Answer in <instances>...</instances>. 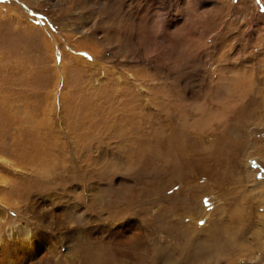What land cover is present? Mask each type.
<instances>
[{
  "label": "rangeland",
  "instance_id": "rangeland-1",
  "mask_svg": "<svg viewBox=\"0 0 264 264\" xmlns=\"http://www.w3.org/2000/svg\"><path fill=\"white\" fill-rule=\"evenodd\" d=\"M178 103L205 156L124 136L166 151L151 132ZM18 125L67 167L19 164ZM238 157L252 210L211 173ZM101 246L107 264H264V0H0V264H88Z\"/></svg>",
  "mask_w": 264,
  "mask_h": 264
},
{
  "label": "bare ground",
  "instance_id": "bare-ground-1",
  "mask_svg": "<svg viewBox=\"0 0 264 264\" xmlns=\"http://www.w3.org/2000/svg\"><path fill=\"white\" fill-rule=\"evenodd\" d=\"M77 49H79V48H77ZM87 50V49H86ZM89 50V49H88ZM95 51V50H94ZM90 52H91V50H90ZM94 56L96 55H98L97 54V52H95V54H93ZM95 60V59H94ZM240 84V83H239ZM239 95V94H238ZM162 101H164V100H162ZM165 102V101H164ZM177 103V102H176ZM162 104V103H161ZM158 105V104H157ZM164 105V104H163ZM231 105H232V103H231ZM164 106H166V105H164ZM163 106V107H164ZM27 107H29V106H27ZM162 107V108H163ZM160 108V107H159ZM158 108V109H159ZM172 108V107H171ZM229 108V107H228ZM164 109V108H163ZM163 109H162V111H163ZM175 109H176V105H175ZM176 110H178V112H175V114L173 113V112H168L169 113V115H166L165 117H167L168 118V125H169V127H167V128H169V132L168 133H166V131L165 130H162L163 131V133H162V131L160 130V129H158L157 128V130L154 132V133H152L151 132V134H153V138H155L156 140H164V141H167V142H170V147H168V149L167 148H165L166 149V151H164V152H161V149L160 148H158L157 146H155V145H152L151 143H153V140H152V136H149V135H147V138L146 139H144V138H141L140 136H141V133H140V130L138 129V130H135L136 132L135 133H133V134H128L127 132H125L124 130H122V131H124L123 132V134H124V136H126L127 135V137H129L130 138V140L131 141H133L134 143H137L138 142V150L139 151H143V150H146V148L145 147H143L144 145H147V144H149L150 145V147H148V148H150V150H148L149 152H150V154L149 155H152L153 156V158L154 157H156V156H160V157H168V158H170L171 160H175V149H177L178 151H180V152H188L189 150H191V147L193 146L196 150H198V152L199 151H201V152H203L202 151V146H201V144H199V143H201V140H202V134H199V142L197 143V145H195L194 143H193V145L192 146H189V145H187L186 144V142H187V140L190 138H193V134H191L189 131L190 130H192V125H194V124H196L197 123V125L199 124V122L197 121L196 123L194 122V123H192V122H190V121H188V114L185 112V110H183V107H182V105L180 104V103H178L177 104V109ZM227 110V109H226ZM225 110V111H226ZM229 110V109H228ZM158 113H160L161 114V116H160V123H163V121H166V119L162 116V112H161V108H160V110H157V115H159ZM167 113V114H168ZM234 112H232V114H233ZM165 114V113H164ZM225 114H227L228 115V113L226 112ZM237 114V113H236ZM11 115V123H9V126H10V124H12L13 125V123L14 124H16L17 123V121H18V118L19 117H17L18 115H16V113L15 114H10ZM13 115H16V116H14L13 117ZM176 115V116H175ZM143 117V116H142ZM28 118V116H24L23 118H22V120H26ZM162 118H164V119H162ZM221 118H222V116H221ZM20 119V118H19ZM199 120V119H198ZM211 120V119H210ZM223 120V119H222ZM143 121V120H142ZM146 121V120H145ZM224 121V120H223ZM126 123L128 124V125H136V127H140V121H139V116H138V118H137V116H134L133 115V117L131 118V119H129L127 122H125V125H126ZM143 123V122H142ZM175 123H177V126L176 127H174V125H175ZM211 123V122H210ZM218 124V123H217ZM161 125V124H160ZM234 125V124H233ZM24 125H18V127L19 128H16L15 127V130H13L14 132L12 133L11 131H9V134H10V136H11V138H12V145H11V147L13 146V150L12 151H14V153L16 154L15 155V159H17V162L19 163V164H23V165H29V167L31 168V167H33L34 166V164H36V163H39V168L38 169H40V170H42L43 171V173H46V172H48V170H49V168L51 167H53V169L54 168H56V167H58V166H56L55 167V165H61V164H63V166H66L67 167V165H64V162L66 161V158L63 156V154H61V155H53L52 153H50V151H49V149L48 148H46V145H48L49 146V143L48 142H40L39 144H38V148H36L37 150H32V149H30L29 148V145L30 144H26V139H25V137H24V135H27V136H29V133L31 132L30 130V128L28 127V126H24V128H20V127H23ZM159 127H161V126H159ZM163 127H165V126H163ZM211 127H213V126H211ZM210 127V128H211ZM130 128V127H129ZM12 129H14L13 127H12ZM27 129H29V132L28 133H23V131H27ZM35 129H38V127H36ZM120 129V128H119ZM133 130H134V128H133ZM119 131V130H118ZM130 131V130H129ZM132 131V130H131ZM193 131V130H192ZM165 132V133H164ZM116 134V133H115ZM224 134V133H223ZM119 135V134H118ZM165 136V137H164ZM225 137V136H224ZM140 139V140H139ZM219 139H221V137L219 138ZM119 140V139H118ZM216 140H218V138L216 139ZM124 142V141H123ZM160 142V141H159ZM222 142V141H221ZM223 143V142H222ZM158 144V143H157ZM167 143H165V145H166ZM33 145H37V144H33ZM72 145V144H71ZM217 145V142H215V145H214V143H212V147H217L216 146ZM37 147V146H36ZM162 147V146H161ZM190 147V148H189ZM220 147V146H219ZM35 148V147H34ZM172 150V148L174 149L173 151H170V149ZM219 149H222V148H219ZM60 152H62L60 149H58ZM206 150V149H205ZM177 153V152H176ZM204 154V156H205V152H203ZM13 154V153H12ZM54 156V157H53ZM74 156V155H73ZM177 156V155H176ZM167 160V159H166ZM74 161V160H73ZM164 161V160H163ZM71 165H69L70 167H68L67 169L68 170H66L68 173H67V177L68 178H71L73 175H74V172H73V170H76L75 169V166L77 167V165H76V161H74V162H71L70 163ZM19 169V168H18ZM33 169V168H32ZM52 170V169H51ZM39 171V170H38ZM46 176V175H45ZM44 178V177H43ZM6 182H8V180L6 179L5 180ZM10 181V180H9ZM3 182H4V180H3ZM128 195V194H127ZM137 196V195H136ZM93 199H97L96 198V196L95 197H93ZM123 203H127L129 206H130V202L129 201H127V199L125 198L124 199V202ZM133 204H134V202H133ZM70 206H71V210H72V212H73V214L71 215V220L72 221H74V219L75 218H77V217H75V215H76V209H77V207H78V204L76 203V202H73V203H70ZM124 207H126V206H124ZM56 216H58V215H56ZM19 234H24V236H27L28 235V232L30 233V231L29 230H27V228H25V229H19ZM26 238V237H25ZM149 249V248H148ZM79 250H80V248H79ZM111 249H110V247H103V246H101L100 248L98 247V249L96 250V251H93L92 249H90L89 251H88V253H87V263L88 264H107L108 263V259L109 258H111V254H112V250L110 251ZM145 251V250H144ZM143 251V252H144ZM148 252V251H147ZM150 252V251H149ZM111 253V254H110ZM142 253V252H141ZM83 254V253H82ZM140 254V253H139ZM98 255H103V256H101L102 257V259H96V256L98 257ZM106 255H108V259L106 258V259H103V257L104 256H106ZM148 256V255H147ZM98 258H100V256L98 257ZM143 259V258H142ZM141 260V256H139V261ZM144 263V262H143ZM139 264H140V262H139Z\"/></svg>",
  "mask_w": 264,
  "mask_h": 264
},
{
  "label": "crops",
  "instance_id": "crops-1",
  "mask_svg": "<svg viewBox=\"0 0 264 264\" xmlns=\"http://www.w3.org/2000/svg\"><path fill=\"white\" fill-rule=\"evenodd\" d=\"M229 149H227L228 152ZM232 151H229V154ZM233 154V153H232ZM224 157V156H223ZM228 158V159H227ZM226 159L224 160H220V163L223 161L224 164H228V165H236V157L234 155H231L229 157V155L227 156ZM237 162L239 168L243 165L241 170V174H236V168L233 167L234 169H231L230 166H226L223 170L227 171L226 176L227 178H224V180L220 179L219 180V176L216 175V171L214 170V168L211 170V173L215 175V178L217 179V183L222 184V192L220 193V196L229 199L230 196L235 195L236 194V210H240L242 208L247 209V210H252V202L254 200V196L256 195L255 192V187L253 185H251L249 182L246 183L247 180V176L248 174L245 173V167H244V162L242 160V158L240 159V157L237 158ZM212 161H209V163H211ZM212 164V163H211ZM216 164V162H215ZM238 168V170H239ZM220 169V168H218ZM210 174V175H212ZM238 175V176H237ZM231 177H233V179H231ZM251 212V211H250Z\"/></svg>",
  "mask_w": 264,
  "mask_h": 264
},
{
  "label": "snow or ice",
  "instance_id": "snow-or-ice-1",
  "mask_svg": "<svg viewBox=\"0 0 264 264\" xmlns=\"http://www.w3.org/2000/svg\"><path fill=\"white\" fill-rule=\"evenodd\" d=\"M204 222L203 221H201V224H203Z\"/></svg>",
  "mask_w": 264,
  "mask_h": 264
}]
</instances>
